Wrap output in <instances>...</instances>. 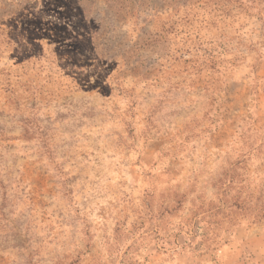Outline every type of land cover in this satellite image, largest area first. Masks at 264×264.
<instances>
[{"label":"rangeland","instance_id":"obj_1","mask_svg":"<svg viewBox=\"0 0 264 264\" xmlns=\"http://www.w3.org/2000/svg\"><path fill=\"white\" fill-rule=\"evenodd\" d=\"M0 264H264V0H0Z\"/></svg>","mask_w":264,"mask_h":264}]
</instances>
